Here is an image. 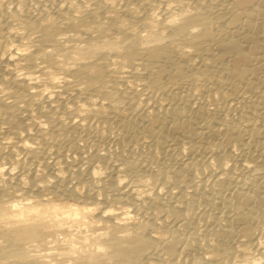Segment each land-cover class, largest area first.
<instances>
[{"label":"bare ground","instance_id":"obj_1","mask_svg":"<svg viewBox=\"0 0 264 264\" xmlns=\"http://www.w3.org/2000/svg\"><path fill=\"white\" fill-rule=\"evenodd\" d=\"M0 264H264V0H0Z\"/></svg>","mask_w":264,"mask_h":264},{"label":"rangeland","instance_id":"obj_2","mask_svg":"<svg viewBox=\"0 0 264 264\" xmlns=\"http://www.w3.org/2000/svg\"><path fill=\"white\" fill-rule=\"evenodd\" d=\"M254 139H253V142H252V145H256L257 144V142L259 141V138H260V135H259V132H255L254 133ZM238 141H240L239 139H238ZM234 144H237V145H240L241 143L240 142H235ZM229 146H231V145H229ZM229 147L228 146H226V148H225V150L226 149H228ZM234 148H236V147H234ZM224 150V151H225ZM232 150V154H233V157L235 158V160L236 161H239V156H240V154H239V152L236 150V149H231ZM57 151L58 152H63V151H65V150H63V148H61V147H59L58 149H57ZM185 153L187 154V156L189 157V158H193V159H196V156H197V154L195 153V151L193 150V149H186L185 150ZM216 153V152H215ZM65 155H67V152L65 151V153H64ZM50 161H52V159L50 160ZM251 161V159L250 158H245L244 159V163H246V164H249V163H251L250 162ZM86 164H88L87 162L85 163V165H83V167L84 166H86ZM101 173V172H100ZM100 173H97L96 174V176H98V178H100V177H103V175L102 174H100ZM69 179H70V181L72 182V183H75L76 181L73 179V177L72 176H69L68 177ZM194 182L197 184V185H202V183H200L201 181L203 182V183H205L206 181H205V177H203V176H199V175H194ZM241 177H239V174H237V175H232V179H231V182H233V181H237V180H239ZM240 181V180H239ZM210 183V182H209ZM233 184L234 183H232L230 186H231V188H232V186H233ZM95 185L97 186L98 185V182H95ZM167 187H170V185H166ZM225 186H226V184L225 183H221V184H218V185H216L215 186V191H216V193L218 194V195H222V194H224L225 192H226V190H225ZM154 188L155 187H152V191L154 190ZM228 190H230V188L228 187ZM149 191H151L150 189H148V191H147V193L149 192ZM186 191L185 190H182V193H185ZM47 193V192H46ZM177 203L175 202L174 203V201H173V205L174 206H176L177 208H178V204L176 205ZM207 209H208V207H207ZM211 213V210H208V214H210ZM219 213V212H221V210H217L216 211V213ZM217 217H219V215L217 214L216 215ZM165 220H169V222L171 221H173L172 223H174L176 220H175V218L174 219H165ZM179 220H182V217H179ZM192 222H193V226H194V232L197 234L198 233V235H197V237H196V241H195V244H196V246H198V247H200L201 245H203L204 243H206L207 242V240L210 238V233H211V231L213 230V228H216V227H220V226H223V225H227V224H225L223 221H220V219L217 221V222H215V221H212V220H209L208 218H207V215L206 214H200V213H196V212H194V214L192 215ZM182 238V241L180 242V244L178 245L179 246V248H180V250H184L183 251V253L180 255V257L178 258V261L179 262H183V261H187L189 258H190V253H188V251H189V247H190V243L188 242V240H187V238H186V236L184 235L183 237H181ZM148 263H150V261L148 262Z\"/></svg>","mask_w":264,"mask_h":264}]
</instances>
